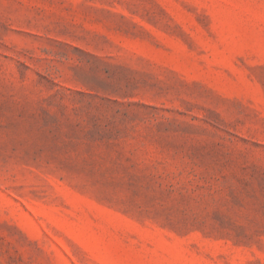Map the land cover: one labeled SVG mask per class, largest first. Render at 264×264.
<instances>
[{
  "label": "rangeland",
  "instance_id": "1",
  "mask_svg": "<svg viewBox=\"0 0 264 264\" xmlns=\"http://www.w3.org/2000/svg\"><path fill=\"white\" fill-rule=\"evenodd\" d=\"M0 264H264V0H0Z\"/></svg>",
  "mask_w": 264,
  "mask_h": 264
}]
</instances>
